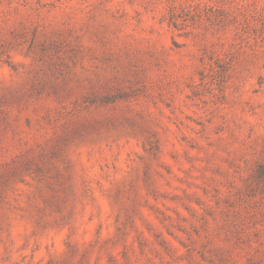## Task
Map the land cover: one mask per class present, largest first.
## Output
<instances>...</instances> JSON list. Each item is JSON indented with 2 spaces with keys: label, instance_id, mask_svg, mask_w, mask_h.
<instances>
[{
  "label": "rangeland",
  "instance_id": "1",
  "mask_svg": "<svg viewBox=\"0 0 264 264\" xmlns=\"http://www.w3.org/2000/svg\"><path fill=\"white\" fill-rule=\"evenodd\" d=\"M0 264H264V0H0Z\"/></svg>",
  "mask_w": 264,
  "mask_h": 264
}]
</instances>
